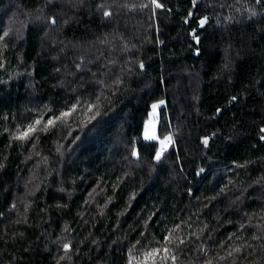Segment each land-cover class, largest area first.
Masks as SVG:
<instances>
[{
  "label": "trees",
  "instance_id": "1",
  "mask_svg": "<svg viewBox=\"0 0 264 264\" xmlns=\"http://www.w3.org/2000/svg\"><path fill=\"white\" fill-rule=\"evenodd\" d=\"M0 37V264H264V0H0Z\"/></svg>",
  "mask_w": 264,
  "mask_h": 264
},
{
  "label": "snow or ice",
  "instance_id": "2",
  "mask_svg": "<svg viewBox=\"0 0 264 264\" xmlns=\"http://www.w3.org/2000/svg\"><path fill=\"white\" fill-rule=\"evenodd\" d=\"M157 7H160V5L157 4ZM105 14L107 15V13H105ZM201 23H203V21H201ZM5 35H7V33H5ZM2 38L3 37H0V39H2ZM161 103H163V102H161ZM157 107H158V105H155V104L152 106V108H153V116L155 114V109ZM71 111H74V108ZM71 111L61 113V116L60 117H55L53 119H49L47 121L46 128H47V126L54 125L55 122H56V120L62 119L63 117L70 116L71 115ZM38 124H40V120H36L34 122V124L28 125L27 130L25 132L21 133L19 136L15 137V138L16 139H21V140L29 138V136L31 135V133H33V132H35L37 130L36 127H35V125H38ZM46 128H45V130H46ZM145 138L146 139H156L155 135H150V136L149 135H146ZM170 139H171L170 137H165V139L161 141V144L164 145L165 142L166 141H170ZM205 143H207V141H205ZM159 155L160 154L157 153V159H159ZM171 236H172V233L170 232L169 235L165 237V240L167 241V243H172L173 242V240L171 239ZM180 242L183 243L182 240ZM65 247L67 248V245ZM236 250L239 251V249H236ZM163 251L165 253H169L170 250L165 246L163 248ZM160 252H161V248H154L151 251L145 253V256L147 258L154 259L156 257V255L159 254ZM230 255H231V253H230ZM167 258H168L167 256L161 257L162 260L167 259ZM173 259H174V257H173Z\"/></svg>",
  "mask_w": 264,
  "mask_h": 264
},
{
  "label": "rangeland",
  "instance_id": "3",
  "mask_svg": "<svg viewBox=\"0 0 264 264\" xmlns=\"http://www.w3.org/2000/svg\"><path fill=\"white\" fill-rule=\"evenodd\" d=\"M15 24L12 23L11 24V27H14ZM162 101H159V102H156L154 103L155 105H158V107L155 109V114L153 116V108L151 107L149 113H148V116L146 117L145 119V123H144V131H143V137L145 140L147 141H158V143L160 144V146L162 145L161 144V141L164 140L165 138H160L158 136V125H159V119H158V115H159V106L164 104L161 103ZM152 104V106L154 105ZM146 135H155L156 139H146L145 136ZM166 143V142H165ZM167 146L164 144L163 145V149L162 151H164V149L166 148Z\"/></svg>",
  "mask_w": 264,
  "mask_h": 264
}]
</instances>
